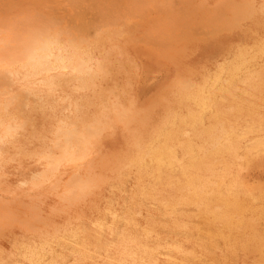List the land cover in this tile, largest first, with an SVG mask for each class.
I'll list each match as a JSON object with an SVG mask.
<instances>
[{"label": "clouds", "instance_id": "9594fccd", "mask_svg": "<svg viewBox=\"0 0 264 264\" xmlns=\"http://www.w3.org/2000/svg\"><path fill=\"white\" fill-rule=\"evenodd\" d=\"M0 264H264V0H0Z\"/></svg>", "mask_w": 264, "mask_h": 264}]
</instances>
